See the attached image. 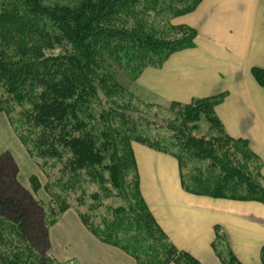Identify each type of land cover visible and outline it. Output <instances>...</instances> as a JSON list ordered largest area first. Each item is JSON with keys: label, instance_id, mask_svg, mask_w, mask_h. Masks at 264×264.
Wrapping results in <instances>:
<instances>
[{"label": "trees", "instance_id": "trees-1", "mask_svg": "<svg viewBox=\"0 0 264 264\" xmlns=\"http://www.w3.org/2000/svg\"><path fill=\"white\" fill-rule=\"evenodd\" d=\"M201 1L0 0V115L47 178L41 185L29 177L32 190L50 198L47 216L31 211L42 234L73 207L89 233L136 264H200L172 244L147 207L133 142L178 160L187 193L264 204L260 159L246 140L226 134L215 111L223 95L172 103L158 120L156 105H132L121 77L194 47L195 29L175 25L173 37L161 38L148 18L158 8L187 15ZM251 73L264 87V69ZM203 120L217 131L211 142L191 135ZM151 127L164 134H144ZM13 203L18 219L0 214V264L54 263L36 251L25 208ZM213 247L222 264H241L219 228Z\"/></svg>", "mask_w": 264, "mask_h": 264}, {"label": "crops", "instance_id": "crops-1", "mask_svg": "<svg viewBox=\"0 0 264 264\" xmlns=\"http://www.w3.org/2000/svg\"><path fill=\"white\" fill-rule=\"evenodd\" d=\"M174 24L196 30L195 46L177 51L160 68L145 70L135 91L162 106L223 95L215 111L226 134L248 142L262 163L264 180V87L251 73L264 69V0H202ZM133 151L142 197L172 244L200 264H222L213 247L219 228L241 264H260L264 204L187 193L172 155L138 143ZM66 213L61 225L79 238L81 263L136 264L89 234L78 213Z\"/></svg>", "mask_w": 264, "mask_h": 264}, {"label": "rangeland", "instance_id": "rangeland-1", "mask_svg": "<svg viewBox=\"0 0 264 264\" xmlns=\"http://www.w3.org/2000/svg\"><path fill=\"white\" fill-rule=\"evenodd\" d=\"M149 15L150 17L148 18V23L151 26L148 28L150 30L154 29V31L157 32V35L161 38L165 37L168 39L170 37H173L171 36L172 30L170 29V27H174L175 25H177L174 24V21L176 17L179 16L172 17L174 15L164 8H158L156 9V11H152ZM177 36L178 35L174 33V37ZM127 62L129 63L128 59ZM129 64L131 65V67L136 66V64L133 65L132 62H130ZM162 65H160V67H162ZM123 66H126V63H123ZM160 67H147L143 69L142 72L134 79L130 77L133 76V74L135 75L136 73V70L134 68L130 69L131 73L129 77L125 72H121L123 74V76L121 77H123L122 80H124V84L128 82L127 96H129V98L131 97L132 105H135V107L137 108H140L143 102L152 104L154 106L156 105L154 108L151 109V112L156 115L155 119L157 118L158 120L162 118H168V116H170L168 110L171 108V104L167 106H162L158 103L154 104L152 102H147L137 94V92L135 91V86L139 80V77L145 70ZM146 130L147 132H144V134L146 135L148 134L151 136H156V134H164V131L158 130L157 127H151L150 129ZM216 133L217 131L212 130L210 124L203 120L198 123V128L196 129V131H192L191 135H194L197 138L206 137L205 139L211 142L213 138L217 136ZM134 143L138 142H133V144ZM219 148L223 149L221 147ZM32 175L39 178L41 185H44L47 182V178H45L40 168L36 167L34 161L30 157V155H28L25 147L20 142L17 133L12 130L9 120H7L6 116L2 113L0 115V214L4 215L5 218L7 217L15 220V218H17L19 215H15L13 200L15 201V203H17V205L22 204V209L25 208L24 214L27 215V219L25 218V221L26 226L28 228L29 238H31L36 251L40 253L41 256L46 255L48 258L54 259V263L52 264H83L81 263V259H79V252L80 250H82V248L79 247L80 244H78L79 238L74 236L76 235V233H71L68 229L65 230L61 225L63 221L65 222V215L67 214L66 212H71L74 214L78 213L75 208L72 207L69 210L65 211V213L59 217L53 227H48L44 230V232H47L46 234H42V230L45 228L44 226L38 228L36 224H33V217L31 211L37 210V213H47V206L50 202V198L46 191L43 189H40L38 193H35L32 190L29 179V177ZM14 193H17V196H14L13 198ZM32 199L34 200V202L32 201ZM10 200H12V206L10 205V203H8ZM37 204H39V206H36ZM35 206L36 208H34ZM70 239L73 240L72 243L67 242Z\"/></svg>", "mask_w": 264, "mask_h": 264}]
</instances>
